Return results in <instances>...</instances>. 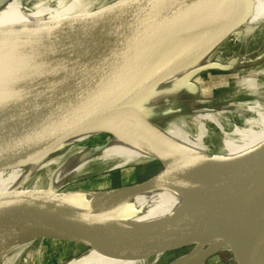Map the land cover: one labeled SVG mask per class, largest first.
<instances>
[{"label":"water","instance_id":"obj_1","mask_svg":"<svg viewBox=\"0 0 264 264\" xmlns=\"http://www.w3.org/2000/svg\"><path fill=\"white\" fill-rule=\"evenodd\" d=\"M79 1L94 5L76 17L0 31V71L27 51L32 60L26 73L0 89V173L59 153L53 149L59 141L101 126L159 79H144L148 70L174 69L195 55V47L187 48L190 39L173 33L165 0ZM162 159L156 158L154 175L125 186L130 190L122 200L152 188L195 197L173 215L131 226L124 223L131 218L127 206L125 213L108 212L80 192L29 189L0 199V238L42 234L81 248L73 258L98 248L146 264L177 253L168 264H190L228 252L234 264H264V147L193 173L164 175Z\"/></svg>","mask_w":264,"mask_h":264},{"label":"bare ground","instance_id":"obj_2","mask_svg":"<svg viewBox=\"0 0 264 264\" xmlns=\"http://www.w3.org/2000/svg\"><path fill=\"white\" fill-rule=\"evenodd\" d=\"M93 5V2L81 3L79 0H38L33 4H28V0H3V3H0V31L16 25L38 27L48 22L76 17L89 12ZM164 10L170 14L167 17L173 26V33L188 37L190 40L187 48L195 47V55L189 54V59L174 69L168 67L163 70H148L144 74V79H148L151 75L159 76V79L133 98L121 111L106 118L101 126L78 131L59 141L53 148L59 153L41 163L34 160L19 168L1 172L0 199L29 189L41 192L59 191L78 181L89 177L95 178L129 165L142 167L155 162L158 156L163 158L164 171L193 173L199 166H202V169L208 164L225 166L264 147V104L241 105L242 111L253 113L254 118L246 119L242 127L232 124L231 131L227 132L226 113L214 108L213 104H204L199 82L204 72L210 69L238 70L240 74L245 73V75L236 78L237 94L264 99V92H259L262 84L250 79L252 76L264 77V71L242 69L244 60L242 55L226 61L214 58L218 50L227 42V38L232 37L233 45L243 48L249 38L255 34L256 29L262 27L261 29L264 30V0H165ZM216 35L227 37L214 41ZM31 61V55L27 51L5 70L0 71V89L18 74L26 73ZM197 69H201L202 74H197ZM152 72L156 74H151ZM245 89L249 91L248 94L245 93ZM180 122L185 123L186 126L182 127V125L179 128L178 124L175 125ZM206 124H211L215 129L210 137L217 144L221 143V155L219 152V154L211 153L205 142L209 134ZM109 125L128 130L131 134L130 138L123 144L121 140H117L105 145L93 146L92 140ZM96 131L98 133L95 136ZM157 147L169 148L170 153L157 151ZM183 150L189 153L184 156V152H181ZM177 160L180 161L181 166L176 164ZM192 162L196 163L188 171L187 164L190 165ZM93 165L98 168L91 172L89 168ZM41 171L45 174L39 177ZM86 172L91 173L92 176L81 178ZM31 175H34L33 178L24 183V180ZM129 190L130 188L122 186L118 191L112 189L106 191L99 201L85 199L96 208L116 213H121V207L135 208L134 204L146 201L147 213L138 224L146 225L148 217L159 207L158 193L163 189L152 188L131 200H122ZM179 195L187 198L165 218L179 212L195 200L192 196ZM29 205L26 204L25 207ZM144 209L142 210L145 212ZM18 213L19 210L16 214ZM34 219L41 220L42 217L36 215ZM29 223L37 224V222ZM25 232L28 234V230ZM36 235L0 238V244L7 242L9 246V264H15L25 253L35 248L37 239L43 236ZM226 246L219 244L218 247L225 249ZM96 255L100 257V261L90 260L89 264H103L106 260L114 259H117L114 264H125L124 261L146 264L143 259L120 258L98 248L87 250L69 264H82L89 257ZM208 257L194 259L190 264H202ZM174 264H177V261Z\"/></svg>","mask_w":264,"mask_h":264},{"label":"rangeland","instance_id":"obj_3","mask_svg":"<svg viewBox=\"0 0 264 264\" xmlns=\"http://www.w3.org/2000/svg\"><path fill=\"white\" fill-rule=\"evenodd\" d=\"M36 1L38 0H28V4H33ZM0 3H3V0H0ZM261 28L262 27L256 29L255 34H253L252 37L249 38V41L246 43V45L243 46V48H241L240 46L237 47L234 46L232 42L233 41L232 37L227 38L226 40L227 42L224 44L223 47H221L220 50H218V52L214 56L215 60L218 59L221 61H226L229 58L242 55L244 57V60L242 62L243 65L241 67L242 69L244 68V70H247L251 68L258 71H264V36H263L264 30ZM242 75L244 76L245 73L240 74L238 70H234V69H230V70L212 69L204 72V74L202 75L199 81L200 95H201V99H203L204 104H210V105L213 104L214 108H219L220 110L226 113L225 115H227L228 120H226L227 126L225 127L226 128L225 130L227 132L231 131L232 124L238 127H242L246 119L254 118L253 113L242 111L241 107L243 105L245 104L252 105L254 103L264 104L263 101L264 99L257 98V96L255 97L251 95L245 96L243 94H237V87L235 85L236 78ZM250 79L255 81L257 80L256 82L262 84L261 85L262 87L259 90V92L260 93L264 92V77L252 76L250 77ZM244 91L246 94L249 93V91L246 89ZM176 124H178L179 128H181L182 125H183L182 127L186 126L185 123H181V122L175 123V125ZM206 127H207V131H209V134L206 137L205 142L209 147L210 152L218 153L222 151L221 143L217 144L210 137L212 132L215 131L214 127L211 124H206ZM95 133L96 136L98 132L96 131ZM130 136L131 134L128 130L118 126L109 125L106 126V128L102 130V132L92 140L91 144L93 146H97V144L105 145L111 141L113 142L117 140H121V143L123 144L127 142ZM181 152L182 153L184 152V156H186L189 153V152H185L184 150ZM196 162H192L190 165H188L189 163L187 164L188 171L192 169L193 165H195ZM176 164L178 166H181L179 160L176 161ZM91 167L92 168H89V171L91 172L96 171V169L98 168V166L96 165H93ZM214 167H219V166L212 164H208L206 166L208 170ZM197 169H202V166L196 168L194 172H196ZM159 170H160V166L156 162L148 163L142 167H139L137 165H129L119 170H115L97 176L95 178L89 177L88 179L78 181L79 183L77 182L74 185L63 187L61 191L80 192L83 194L84 198H89L90 201L96 202L99 201L101 198H103L106 191L111 190V188L119 187V186L122 187L128 184L145 180L148 177L154 175ZM167 173H169V171L163 172L164 175ZM44 174L45 172L41 171L38 175L39 177H42L44 176ZM86 176H92V174L86 172L85 175H83L81 178H85ZM158 197H159V207L153 215L148 217L147 224H151L164 219L166 215L176 210L177 209L176 207L187 198L179 195L178 193L170 192L167 190L160 191L158 193ZM151 199L153 198L151 197ZM134 206L135 208L129 207L128 209L127 215H129L131 218L128 221L124 222L126 225H131V226L138 225L141 219L143 218V216L147 213L146 201L138 204H134ZM142 209H144L145 212ZM120 212L125 213L121 209ZM58 241L60 240L54 238H46V236L43 235L42 237L37 239L35 248L31 249L30 251L25 253V255H23L22 258L25 259V261H22L20 264H65L68 260L73 258V256L80 254L81 251H83L81 248H78L68 242H58ZM92 249H96V248H90L89 250ZM175 256H177V253L168 254L166 256L159 258L155 262V264H168ZM99 258L100 257H98L97 255L89 257L82 264H89L90 260L91 262H98L100 261ZM9 259H10L9 246L7 242L1 243L0 264H9ZM116 260L117 259L106 260L104 261L103 264H114ZM70 261L67 264H69ZM148 262L150 263L151 261ZM124 263L136 264V262L129 263L125 261ZM205 263L234 264L231 255L228 252H220L218 254H215L214 256H211Z\"/></svg>","mask_w":264,"mask_h":264}]
</instances>
